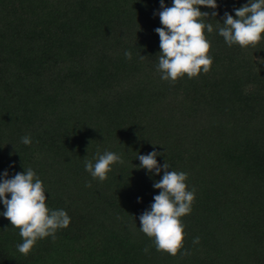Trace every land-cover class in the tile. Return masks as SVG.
I'll list each match as a JSON object with an SVG mask.
<instances>
[{"label": "trees", "instance_id": "obj_1", "mask_svg": "<svg viewBox=\"0 0 264 264\" xmlns=\"http://www.w3.org/2000/svg\"><path fill=\"white\" fill-rule=\"evenodd\" d=\"M246 3L201 6L211 69L172 83L157 71L160 0H0V180L33 169L71 218L25 256L0 214V264H264V36L229 46L217 28ZM105 150L124 163L101 182L85 161ZM153 150L195 189L176 256L140 230L163 176L137 167Z\"/></svg>", "mask_w": 264, "mask_h": 264}, {"label": "clouds", "instance_id": "obj_2", "mask_svg": "<svg viewBox=\"0 0 264 264\" xmlns=\"http://www.w3.org/2000/svg\"><path fill=\"white\" fill-rule=\"evenodd\" d=\"M160 5L162 10L158 15L162 26L157 27L155 32L160 39L157 71L161 73V79L174 83L184 75L191 79L201 71L209 72L212 66V57L209 55L211 43L205 35V29L211 33L213 25L204 23L203 18H209L210 14L202 12L200 8L216 9L217 0H172L170 7L160 0ZM234 11L235 17L224 13L222 26L217 25L219 35L229 46L256 47L264 36V0H248V3ZM216 15L215 11L211 13L212 17ZM124 55L129 60L132 58L130 51H125ZM21 142L30 145L31 138L24 136ZM157 155L161 153L155 150L138 155L140 164L137 167L154 174L163 170L162 178L153 184L154 188L160 190L159 194L154 196L150 210H145L139 216L140 230L154 240L157 251L176 256L184 246L185 233L181 218L191 213L195 189L188 190L187 173L169 170L167 161L163 165L158 164ZM116 163H124L121 155L105 150L103 154L96 153L95 163L86 160L85 170L93 179L103 182ZM87 186L91 187V183ZM46 199L43 181L33 169H25L12 178H8L7 171L3 173L0 201L6 210L0 214L19 229L23 242L17 248L25 256L38 240L49 236L55 240L57 230L67 228L70 224L71 218L67 212L63 209L50 210ZM193 243H199V237L194 238Z\"/></svg>", "mask_w": 264, "mask_h": 264}]
</instances>
